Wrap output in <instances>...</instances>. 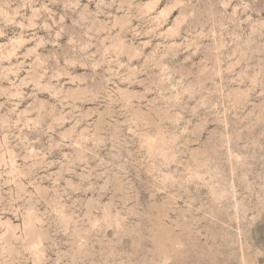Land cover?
Listing matches in <instances>:
<instances>
[{
    "label": "rangeland",
    "instance_id": "1",
    "mask_svg": "<svg viewBox=\"0 0 264 264\" xmlns=\"http://www.w3.org/2000/svg\"><path fill=\"white\" fill-rule=\"evenodd\" d=\"M0 264H264V0H0Z\"/></svg>",
    "mask_w": 264,
    "mask_h": 264
}]
</instances>
